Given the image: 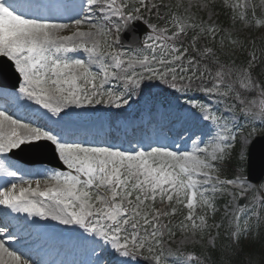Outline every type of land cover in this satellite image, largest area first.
Instances as JSON below:
<instances>
[{"label": "snow or ice", "instance_id": "6c2138e0", "mask_svg": "<svg viewBox=\"0 0 264 264\" xmlns=\"http://www.w3.org/2000/svg\"><path fill=\"white\" fill-rule=\"evenodd\" d=\"M224 3L233 10V19L236 9H243L239 19H247L246 9L251 6L247 0ZM20 7L13 0H0V57L7 58L18 74V92L52 117H61L70 107L106 104L119 109L145 88L160 87L177 101L183 97L181 107L208 131L189 137L190 150L167 146L122 150L68 142L61 132L24 123L0 110V153L47 144L68 169L45 170L43 179L21 176L19 183L0 190V205L28 218L50 219L83 230L92 239L95 264H108L106 256L116 258L117 264H140L141 259L169 264V257L182 258L179 264H203L200 256L171 247L176 235L172 217L187 210L176 227L181 233L190 231L193 237L199 233L203 238L209 229L208 214L217 210L218 194L243 199L255 187L244 170L255 129L241 135L243 125L228 120L217 106L232 100L241 105L245 117L264 122V81L259 79L264 75V61L256 49L237 64L235 53L237 48L243 51L244 45L230 33L226 35L231 48L224 36L218 48L198 46L202 37L215 41L220 27L197 21L193 15L177 14L163 0H81L69 22L25 15ZM192 7L204 10L209 5L206 0H189L185 12ZM153 15L164 23L153 22ZM255 23L264 27V21ZM141 30L146 33L143 39ZM189 31L193 32L190 40ZM124 35L130 37L126 46ZM113 82H119L123 90H113ZM197 93L206 99H198ZM247 93L255 97L248 100ZM234 108L235 104L229 105L227 111L232 113ZM229 166L232 178L222 177ZM0 169L7 176H17L2 164ZM256 206L264 208V196L257 198ZM253 217L258 226L255 206L248 219ZM232 219L231 243L222 251L225 258L219 264H256L251 257L239 259L242 241L250 246L260 244L259 264H264V239L247 220L241 226V211ZM5 236L14 239L0 227V237ZM214 242L215 237L213 247ZM0 264L33 262L0 239Z\"/></svg>", "mask_w": 264, "mask_h": 264}, {"label": "rangeland", "instance_id": "374dc122", "mask_svg": "<svg viewBox=\"0 0 264 264\" xmlns=\"http://www.w3.org/2000/svg\"><path fill=\"white\" fill-rule=\"evenodd\" d=\"M78 0H74V2L77 3ZM167 2V4H172L171 2H174L173 0H165ZM206 2L208 3L209 7L204 9V10H200L197 7H192L190 9H188L187 12H185V9L188 8L189 5V0H175L174 4H181L182 6L179 8L180 11H182V13H177L180 15H193L194 18L199 21L201 19L208 21L209 23L215 22L218 26H220L219 20L220 18H222V16L220 14H218L216 12V10H214L211 5H210V1L206 0ZM236 0H230V3H235ZM241 2H243V0H241ZM247 2L251 5L250 7H248L246 9V13L249 10L255 9L254 8V3L252 0H247ZM228 7V6H227ZM257 9H259L262 13H264V0H257ZM243 10V9H241ZM195 11H197L195 13ZM236 11H238V9H236ZM60 15H63V12H59ZM198 14V17H195ZM211 16V20H208V17ZM238 16H236L237 18ZM249 20L250 18L247 17L246 20H237V19H233V10L232 12H229L226 14V17L223 18V22L228 21V24L224 25L222 27L223 33L224 34H231L232 37L234 38H238V39H243V38H248L250 35V25H249ZM64 34H70V33H64ZM139 70V69H137ZM161 90L160 87H158L155 91H159ZM19 95L18 99L20 100V103H22L24 101V103H27L26 106H24L25 109H29V110H33L34 112H36L39 115H42L43 117H45L46 119H48V116H51L50 113L47 112V110L43 109L41 106L39 105H35L33 103V101L28 100L26 97H23L22 95H20L19 93L17 94ZM175 95H179L178 93ZM197 97H199V94H196ZM203 97V96H202ZM144 99V98H143ZM147 99V98H145ZM173 100H175V98L173 97ZM235 104V108H234V112L230 113L227 111V107L229 105ZM103 106V105H102ZM221 112V114H223L228 120H235V122L239 125H243V132L241 133V135H246L249 132L252 131V129H255V132L253 134V138L258 135L261 134L264 131V125L262 124V122L259 119H253L252 117H245L241 112L240 109L238 108V106L236 105V103L232 100H228L225 104H221L217 106ZM254 110V109H253ZM66 117H69L70 119L72 118H77L79 117V119L82 118H90L91 120H102L105 118V113H103L100 109L99 105H92V106H85L83 108H75V107H70L68 109H66L65 111ZM12 115L14 118H17L15 115ZM19 119V118H17ZM24 123H30L33 124L35 126H38L37 123L31 122L29 120H21ZM238 140H239V136H238ZM117 146V145H115ZM237 147H239V145L237 144ZM62 163V162H61ZM65 169L61 170V171H68V169L66 168V166H64ZM1 170V169H0ZM47 170V169H46ZM48 171H52L51 169H48ZM44 172L45 170H39L37 173H35V177L39 178L42 177L44 178ZM33 178V177H31ZM36 180V179H34ZM264 194V188H262L261 192H260V196ZM228 197V198H227ZM221 198H227V200L225 202H223L221 207H216V212L215 214H211L209 213L208 215V224H209V229L203 233V238H201V235L198 233L195 237L191 236V232H185V233H181V231L179 232V234L176 237L172 238L171 241V247L173 248V250H183L184 247L188 246V245H192V244H198V245H205V246H212V239L213 237H215V242H217L218 237L220 235V233L222 231L228 233L231 232L232 229L234 228V222H233V214L235 212H237L238 210L241 211L238 208V203H239V196H231L228 194H224V195H217V199H221ZM258 197H254L251 206L249 207L248 210L244 211L242 213L241 211V220H240V224L241 226L243 225L244 221H246L249 217V215H251V211L255 206V210L259 213V217L260 220H263L264 217V208H260L259 206H256V200ZM252 219L255 220V222L257 221L255 217H253ZM248 221V220H247ZM221 225V227H219L218 229L215 227V225ZM217 233H219V235L217 236ZM185 236L188 237L187 240H185ZM183 242V243H182ZM165 249H167L169 247L168 243H165L164 245ZM179 257H169L168 260H170L172 263H174L176 261V259Z\"/></svg>", "mask_w": 264, "mask_h": 264}, {"label": "trees", "instance_id": "16d2710c", "mask_svg": "<svg viewBox=\"0 0 264 264\" xmlns=\"http://www.w3.org/2000/svg\"><path fill=\"white\" fill-rule=\"evenodd\" d=\"M216 6H220V5H219V4H216ZM161 11L164 12V11H166V10L162 8ZM151 19H152V21H154L156 18H155V16L153 15V16L151 17ZM257 42H258V43H257L256 48H255L256 51H257V55L260 56L261 61H264V41H263V42H261V41H257ZM204 44H207V45L210 44V45H212V46H215L214 43H213V44L210 43V39H209V38H206L205 40L200 41L198 46H200V45H204ZM222 59H224V58H222ZM259 71H260V69H259V67H257L256 72L259 73ZM259 79H260L261 81H264V75H260V76H259ZM209 253H210L211 257H210V255L208 256V252H204V255H205V257L208 258V259L211 258L213 264H219V261L225 258L224 256H222V253H220V252L218 251V249H217V250H210ZM227 255H231V252L229 251V253H227ZM248 258H249V257H247V256H245V255H241V256L239 257V259H241V260H246V259H248ZM251 259H252L253 261H255L256 264H259V261H260V259H261V251L258 252V253H256L255 257H251Z\"/></svg>", "mask_w": 264, "mask_h": 264}, {"label": "water", "instance_id": "95a60500", "mask_svg": "<svg viewBox=\"0 0 264 264\" xmlns=\"http://www.w3.org/2000/svg\"><path fill=\"white\" fill-rule=\"evenodd\" d=\"M143 34H144L143 30H141V32L139 33L141 38ZM260 144H263L262 148ZM250 157H251L250 159L251 169L252 167L256 168L257 164L261 167L260 174L255 177V180H260L264 175V139H259L253 144L250 151Z\"/></svg>", "mask_w": 264, "mask_h": 264}, {"label": "bare ground", "instance_id": "6f19581e", "mask_svg": "<svg viewBox=\"0 0 264 264\" xmlns=\"http://www.w3.org/2000/svg\"><path fill=\"white\" fill-rule=\"evenodd\" d=\"M17 2H20V0H17ZM33 16H35V15H33ZM191 142V141H190ZM185 150H187V148L185 149ZM1 239V238H0ZM6 246V245H5ZM7 247V246H6ZM7 259V258H6Z\"/></svg>", "mask_w": 264, "mask_h": 264}]
</instances>
